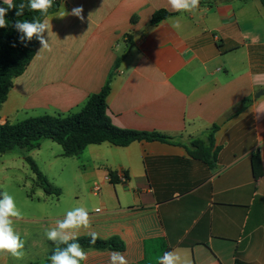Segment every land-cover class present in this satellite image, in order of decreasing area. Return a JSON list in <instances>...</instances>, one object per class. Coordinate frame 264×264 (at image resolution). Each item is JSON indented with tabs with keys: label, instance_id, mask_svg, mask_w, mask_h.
Masks as SVG:
<instances>
[{
	"label": "crops",
	"instance_id": "1",
	"mask_svg": "<svg viewBox=\"0 0 264 264\" xmlns=\"http://www.w3.org/2000/svg\"><path fill=\"white\" fill-rule=\"evenodd\" d=\"M81 5L83 22L60 17ZM158 10L172 15L153 26ZM44 21L49 47L39 44L14 79L1 124L77 113L111 81L107 106L115 126L173 138L91 144L76 156L93 193L91 228L78 238L96 232L125 245L122 251L83 248L88 259L80 264H110L112 252L129 264H158L168 251L189 264H264V175L257 180L252 170L259 152L264 172L261 2L200 0L186 12L168 0H62ZM214 125L209 166L189 151L196 140L210 145ZM68 211L44 213L35 230L30 216L17 228L12 218L25 255L0 254V264H51L47 244H56L46 232Z\"/></svg>",
	"mask_w": 264,
	"mask_h": 264
},
{
	"label": "trees",
	"instance_id": "2",
	"mask_svg": "<svg viewBox=\"0 0 264 264\" xmlns=\"http://www.w3.org/2000/svg\"><path fill=\"white\" fill-rule=\"evenodd\" d=\"M259 1L264 7V0ZM13 3L15 5L21 3L27 5L29 0H13ZM61 3L62 0H53L52 7L48 9L46 15L26 7L24 14L17 17L16 8L8 10L6 20L9 21V26L0 28V112L3 104L8 99L14 79L25 72L35 57L40 44L35 37L30 42H27L26 46L21 44L19 36L22 33H18L12 25L16 20L32 21L33 19H39L44 21L46 17L59 10ZM0 7H7V5L0 1ZM171 15L172 13L167 10H158L153 14L151 24L156 26ZM130 39V41H133V37ZM13 43H15V47L12 46ZM123 58L124 56L119 58V60ZM110 82H107L99 93L90 96L82 110L77 113L66 117L45 114L27 118L17 123H0V154H5L15 149L31 151L38 148L43 139H50L61 145L64 157L78 156L87 146L104 142L126 147L135 141H173L172 137L159 132H143L115 126L108 114L107 106V97L111 90ZM216 128L218 126L214 125L208 137L211 146H206L204 142L196 140L191 143L192 150L189 151L195 159L209 166L214 164L215 157L212 153V148L214 141L213 132ZM25 160L36 174L38 184L44 188L47 194H61V189H56L51 185L32 157L25 156ZM252 170L257 180L264 175L259 152L252 157ZM111 175V182L116 183L114 175ZM1 198L2 195L0 193ZM90 240L91 236H85L78 238L76 242H79L82 248L85 249L122 251L125 247L122 241L114 238L109 240L98 238L95 244H91ZM72 242L74 241H69V243ZM59 247L64 248L66 245L60 244Z\"/></svg>",
	"mask_w": 264,
	"mask_h": 264
},
{
	"label": "clouds",
	"instance_id": "3",
	"mask_svg": "<svg viewBox=\"0 0 264 264\" xmlns=\"http://www.w3.org/2000/svg\"><path fill=\"white\" fill-rule=\"evenodd\" d=\"M200 0H168L173 10L192 12L199 7ZM4 5L7 7H0V28L9 26V21L6 20V15L9 9L16 8V16L20 17L24 14V9L28 7L32 11H40L46 15L48 9L52 7L53 0H29L25 5L21 3L15 5L13 0H3ZM83 6L74 7L70 13L64 11L60 13V17L72 15L80 21H84ZM18 33L19 42L26 46L35 37L43 48H48L49 43L45 38L44 33L49 32L47 21L33 19L32 21L16 20L12 25ZM177 26H179L177 24ZM15 47V43L12 45ZM100 211L99 208L96 209ZM22 219L21 211L16 207L14 198L7 192L3 193V198L0 199V254H11L16 259H21L25 253L24 242L21 240L20 235L14 231L13 219ZM90 229L91 220L88 211L83 207H77L66 213L63 219H57L55 227L46 232L47 239L56 244V247L50 256L51 264H80L81 261H87L88 254L84 251L78 241V234L81 229ZM90 243L95 244L98 239L96 232H90ZM69 241H74L69 243ZM60 244L66 247H59ZM110 264H129L125 255L120 252H112L110 254ZM158 264H189L183 259L176 251H168L163 256L158 257Z\"/></svg>",
	"mask_w": 264,
	"mask_h": 264
},
{
	"label": "rangeland",
	"instance_id": "4",
	"mask_svg": "<svg viewBox=\"0 0 264 264\" xmlns=\"http://www.w3.org/2000/svg\"><path fill=\"white\" fill-rule=\"evenodd\" d=\"M62 154V146L50 139H43L40 148L30 152L15 149L0 154V192H7L14 198L22 217L33 218V230L41 227L40 221L36 220H40L44 213L51 215L60 210H73L81 204L88 213L91 212L93 199L90 195L93 193L85 179L87 175L82 159L76 156L64 157ZM25 156L32 157L51 185L62 190L61 196L46 194L44 188L38 184L37 176ZM21 224L23 223L15 219L16 228ZM47 247L48 250L55 249L51 244H47ZM39 257L36 255L33 259Z\"/></svg>",
	"mask_w": 264,
	"mask_h": 264
},
{
	"label": "water",
	"instance_id": "5",
	"mask_svg": "<svg viewBox=\"0 0 264 264\" xmlns=\"http://www.w3.org/2000/svg\"><path fill=\"white\" fill-rule=\"evenodd\" d=\"M136 39H137V37L135 38V40H136ZM263 93H264V91H259L257 95H261V94H263ZM224 119H226V118H224ZM221 124H222L221 121H218V122H217V125H218V126H220Z\"/></svg>",
	"mask_w": 264,
	"mask_h": 264
},
{
	"label": "built area",
	"instance_id": "6",
	"mask_svg": "<svg viewBox=\"0 0 264 264\" xmlns=\"http://www.w3.org/2000/svg\"><path fill=\"white\" fill-rule=\"evenodd\" d=\"M121 180L122 181H125V177L124 176H121ZM99 189L100 188L98 186H95L94 191L97 192V191H99Z\"/></svg>",
	"mask_w": 264,
	"mask_h": 264
}]
</instances>
